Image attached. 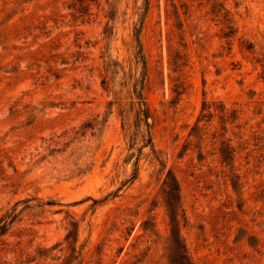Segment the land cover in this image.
I'll list each match as a JSON object with an SVG mask.
<instances>
[{
  "label": "rangeland",
  "instance_id": "obj_1",
  "mask_svg": "<svg viewBox=\"0 0 264 264\" xmlns=\"http://www.w3.org/2000/svg\"><path fill=\"white\" fill-rule=\"evenodd\" d=\"M173 183L186 263L264 264V0H0V264H171Z\"/></svg>",
  "mask_w": 264,
  "mask_h": 264
},
{
  "label": "trees",
  "instance_id": "obj_2",
  "mask_svg": "<svg viewBox=\"0 0 264 264\" xmlns=\"http://www.w3.org/2000/svg\"><path fill=\"white\" fill-rule=\"evenodd\" d=\"M230 32V30H229ZM134 41H135V45L137 46V52L138 54H140V61L142 62V67L144 68V58L143 55L141 53V47H140V42L138 39V30L136 29L134 32ZM135 99H136V107H137V116H138V120L139 122L142 124V128L140 130V136L143 140V144L141 145V147H139L137 149V152L141 150L142 147L145 146H150L152 144L151 141V137L149 134V124L147 122L148 118H149V110L143 100V97L141 95V87H139V90L136 92L135 94ZM99 123L94 119H92L91 121H88L86 123H84L83 125L80 126L79 129H84L83 132L80 134V136H83L84 133L86 132V129H90L93 130L94 128H96V125H98ZM130 127L129 126H125V123H122V130L124 131V133L126 135H128L129 137V145H128V150L133 149V144H132V132H130ZM77 133V131L75 132ZM71 142V141H70ZM55 144H58V142H55ZM55 152H58V150H55ZM138 152V154H139ZM137 161L138 158L137 156L134 158V162H133V168L130 174V177L128 179L125 180V182L123 184H126L128 182H132V180H134L136 178L137 175ZM168 189L166 191H164V193L166 194V205H167V211H168V226H169V240L171 242V251L173 254V257L170 258V263L171 264H188L187 262V258L186 255L184 253L183 250V246L181 244L180 238H179V233H178V218L182 217L179 214L180 211V205H179V196L177 193V186L176 183L170 184L167 186ZM116 191L114 192H110L107 196H115ZM101 202V201H100ZM93 203H99V201H95L93 200ZM50 204V203H48ZM9 220V221H8ZM12 217L9 216V214H6L4 216L1 217L0 219V234L4 233L7 226L12 222ZM142 225V231L143 233L147 232V234H152V230H150L147 221H143L141 223Z\"/></svg>",
  "mask_w": 264,
  "mask_h": 264
}]
</instances>
